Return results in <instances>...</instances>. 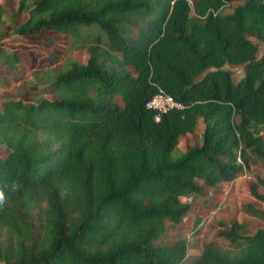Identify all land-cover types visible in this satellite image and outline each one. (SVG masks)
I'll return each mask as SVG.
<instances>
[{"label":"trees","instance_id":"1","mask_svg":"<svg viewBox=\"0 0 264 264\" xmlns=\"http://www.w3.org/2000/svg\"><path fill=\"white\" fill-rule=\"evenodd\" d=\"M17 10L20 36L96 33L65 49H84V63L60 65L55 40L39 41L38 82L56 97L29 103L38 87L17 67L29 58L2 53L0 33L18 95L0 107V264H264V227L248 233L234 218L216 222L222 244L194 257L186 238L159 242L165 221L190 210L181 197L231 182L251 160L264 169V52L247 38L264 39V0H19ZM3 14L0 4V26ZM225 64L243 75L233 82ZM158 89L181 107L155 121L145 103ZM198 120L199 144L171 159ZM253 179L249 195L264 202V175ZM242 211L263 218L249 203ZM203 217L185 231L198 233Z\"/></svg>","mask_w":264,"mask_h":264},{"label":"rangeland","instance_id":"2","mask_svg":"<svg viewBox=\"0 0 264 264\" xmlns=\"http://www.w3.org/2000/svg\"><path fill=\"white\" fill-rule=\"evenodd\" d=\"M19 0H0V4L4 8L3 20L5 25L0 26V33H5V37L1 40L2 53H8L13 49H20L27 54L29 60H22L17 64V67L22 70L25 79L30 84H37L38 90L30 92L26 97H23L24 102H37L41 98H55L56 95L44 84L39 83L40 78H45V67L42 63L45 61L46 49L40 40L45 37H50L55 40L52 51L61 56L60 65L69 57L74 58L80 63H84L86 59V52L84 49L65 50L70 44H74L77 40H81L86 33L90 37L96 33L93 25H80L76 31L78 36L71 37L66 41V35L52 34L44 31L40 35L34 36H20L12 32V27L22 22L25 13L18 11ZM232 7L226 6L221 12L229 13ZM86 37V38H87ZM247 38L257 45L256 57H259L264 52V39H258L255 36L247 35ZM43 46V47H42ZM58 65V63L56 64ZM224 68L231 70V78L236 82L243 75L242 65L225 64ZM32 69H35L31 74ZM36 76V78L34 76ZM17 84L16 78L11 74L7 67L0 66V107L6 98H16L18 95L11 93L10 90ZM237 120V118H236ZM202 123L197 121L195 129L191 134H185L178 138L175 148L170 153L171 159L178 158L191 144H199V136L202 132ZM3 150L0 148V153ZM263 176L264 169L259 166L255 160H251L249 169L244 171L241 175L236 177L231 182H221L214 187L202 186L200 192L195 193L190 197H181V201H186L190 205V210L182 217L179 223H169L165 221V232L160 238L159 242L163 244L170 243L175 238H186L188 243V257L198 255L204 243L214 241L217 244H222L219 237L216 236L218 229L217 221H229L234 218L239 222L247 224L246 232H253L258 227H264V202L256 201L249 195L248 186L254 182L253 176ZM197 183H200L196 180ZM259 192H263L261 187H257ZM251 204L259 209L263 215L262 219L249 216L242 211L244 204ZM197 215H206L201 218L198 224L199 231L186 232L185 228L190 227Z\"/></svg>","mask_w":264,"mask_h":264},{"label":"built area","instance_id":"3","mask_svg":"<svg viewBox=\"0 0 264 264\" xmlns=\"http://www.w3.org/2000/svg\"><path fill=\"white\" fill-rule=\"evenodd\" d=\"M180 104L173 101V99L158 89L157 92L145 103V108L154 112L153 118L155 121L159 119L161 113L172 109L180 108Z\"/></svg>","mask_w":264,"mask_h":264},{"label":"clouds","instance_id":"4","mask_svg":"<svg viewBox=\"0 0 264 264\" xmlns=\"http://www.w3.org/2000/svg\"><path fill=\"white\" fill-rule=\"evenodd\" d=\"M5 202V194L3 190H0V205H3Z\"/></svg>","mask_w":264,"mask_h":264}]
</instances>
